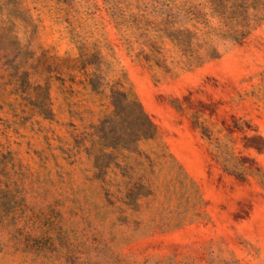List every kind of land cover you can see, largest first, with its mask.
<instances>
[{
	"label": "rangeland",
	"instance_id": "1",
	"mask_svg": "<svg viewBox=\"0 0 264 264\" xmlns=\"http://www.w3.org/2000/svg\"><path fill=\"white\" fill-rule=\"evenodd\" d=\"M0 264H264V0H0Z\"/></svg>",
	"mask_w": 264,
	"mask_h": 264
}]
</instances>
